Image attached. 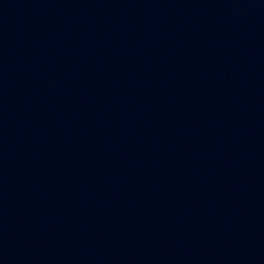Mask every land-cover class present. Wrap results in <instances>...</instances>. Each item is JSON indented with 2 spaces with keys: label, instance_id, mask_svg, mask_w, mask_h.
<instances>
[{
  "label": "water",
  "instance_id": "1",
  "mask_svg": "<svg viewBox=\"0 0 264 264\" xmlns=\"http://www.w3.org/2000/svg\"><path fill=\"white\" fill-rule=\"evenodd\" d=\"M0 264H264V0H0Z\"/></svg>",
  "mask_w": 264,
  "mask_h": 264
}]
</instances>
